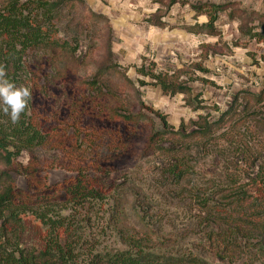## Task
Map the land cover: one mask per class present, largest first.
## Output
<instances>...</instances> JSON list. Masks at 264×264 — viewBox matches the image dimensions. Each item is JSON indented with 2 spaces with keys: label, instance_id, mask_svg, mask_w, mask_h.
Instances as JSON below:
<instances>
[{
  "label": "trees",
  "instance_id": "trees-1",
  "mask_svg": "<svg viewBox=\"0 0 264 264\" xmlns=\"http://www.w3.org/2000/svg\"><path fill=\"white\" fill-rule=\"evenodd\" d=\"M177 1L171 0L170 4ZM191 8L207 15L209 21L185 25L183 28L190 33L219 36L218 14L229 10L228 17L240 21L244 34L264 43V15L258 11L248 13L236 1L194 4ZM158 14L150 15L146 21L167 26ZM247 14L259 16L260 24L253 25L249 16L248 23L252 25L244 28ZM96 19L104 22L108 32L102 43L106 53L91 78L76 86L70 76H75L76 66L82 65L94 49L90 45L89 51H82L80 38L91 37ZM65 21L68 32L61 30V22ZM86 29L89 33L84 32ZM111 29L108 17L89 10L84 0H0V64L6 65L8 78L17 86L32 91L29 107L18 124H12L0 110V264H213L195 253L156 248L165 232L160 235V230L149 227L153 213L138 206L140 192L124 185L109 192L95 185L89 176L90 164L96 168L113 166L118 171L133 160L137 133L103 132L108 122L122 121L133 130V125L148 121L144 112H135L133 107L135 103L144 107L136 84L145 85L146 81L129 78L127 68L114 61ZM216 46L217 43L201 46L200 62L186 67L189 74L207 71L203 62L217 54ZM227 48L231 50L228 45ZM137 70L152 78L164 94H182L187 106L206 110L201 95L194 94L182 77L188 73L184 69L153 73L144 66ZM213 107L219 111L217 119L200 114L188 125L182 122L178 129L160 115L163 128L150 131L147 147L155 144L156 154L167 161L161 173L176 186L190 182L195 163L217 149L225 159L224 173L211 171L207 181L216 186V181L223 178L229 184L198 201L205 219L212 224H232L235 233L264 236V193L254 195L243 190L239 183L245 169L229 160L235 151L244 152L246 164L253 165L255 151L246 141V134L252 133L249 124L259 115L254 107H264V86L258 93L238 91L224 110ZM45 115L58 122L51 132L42 129L41 116ZM221 140L230 150L221 147ZM103 144L108 148L106 156L99 151L93 158L87 154L92 146ZM38 149L59 154L61 160L72 164L76 174L48 182L35 154ZM25 151L29 159L23 164L18 158ZM17 174L25 177L24 187L16 184ZM252 181L264 185V163ZM105 212L109 215L104 219ZM26 216L57 231L41 247L25 245L22 235ZM108 233L120 236L127 246H102L101 239Z\"/></svg>",
  "mask_w": 264,
  "mask_h": 264
},
{
  "label": "rangeland",
  "instance_id": "rangeland-1",
  "mask_svg": "<svg viewBox=\"0 0 264 264\" xmlns=\"http://www.w3.org/2000/svg\"><path fill=\"white\" fill-rule=\"evenodd\" d=\"M171 0H84L89 10L108 17L111 31V46L113 59L122 67H126V74L133 80L143 79L145 85H138V93L144 107L133 105L135 112H144L148 117L146 123L133 125L129 130L122 121L112 120L103 128L106 133H137L133 146L134 154L132 162L124 163L118 171L113 166L96 168L90 164L89 176L95 181V185L103 190L111 192L117 185H124L133 191H139L138 206L153 213L149 227L154 231L164 233L156 243V248L168 252H191L207 259L213 264H264V236L249 232L235 233L232 224H212L205 219V214L198 201L210 197V193L218 188H225L229 184L223 178L216 181V186H211L207 181L210 172H223L225 159L218 153H207L198 163H195V173L190 182H183L179 186L169 183L162 175V169L167 161L160 157L153 149L149 148L148 135L154 129H162L163 115L170 126L178 129L182 122L188 125L190 120L198 115H210V119H217L220 109H226L233 100L234 95L240 90L258 93L264 86V43L249 38L240 30V21L237 18L230 19L228 11L218 14L217 28L219 36L207 34H192L183 27L195 23L209 21L206 15H197L191 5L201 3H225L229 0H178L170 4ZM181 1H186L181 3ZM247 8V12L258 11L264 14V0H239ZM158 12L162 21L167 26L158 27L149 24L146 19ZM89 13V12H88ZM250 14H247L243 22L244 28L259 25L260 19L252 15L253 22L248 23ZM91 19V18H90ZM89 19V23L92 20ZM96 27L93 34L80 38L81 50L91 48L92 54H88L82 65H77L75 76H70L72 83L79 86L81 81L91 78L96 65L102 61L106 48L102 44L107 38L108 32L102 20H93ZM67 21L61 22V30H70L65 27ZM84 32L89 33V29ZM217 43V54L203 62L206 72L196 71L189 74L187 65L200 62L201 46L203 44L214 45ZM237 43V45H236ZM227 45L231 50H228ZM99 46L103 48L98 49ZM88 53V52H87ZM153 73L184 69L188 73L183 74L194 94H200L206 110H195L184 103L182 94L175 96L163 93L160 86L154 84V80L143 76L138 68L144 67ZM125 93V91H124ZM259 115L249 124L252 133L246 134V141L253 151V165L249 167L245 162L244 152L229 155L230 161H235L245 171L241 174L240 187L248 193L262 195L264 185L253 182L259 166L264 163V107H254ZM55 122L50 116H41V125L44 132H51ZM134 131V132H131ZM94 133V132H91ZM102 133V132H100ZM221 147L228 148V144L221 140ZM99 151L101 155L108 154L105 144L94 147L88 151L93 158ZM41 170L48 182H56L76 174L73 166L61 160L59 154L47 149L35 151ZM92 158H89L92 159ZM28 152H23L18 161L28 162ZM91 163V162H90ZM121 169V170H120ZM16 184L20 187L26 185L23 175H15ZM188 190L180 194L181 190ZM191 193H194L191 196ZM208 196V197H207ZM216 201V200H215ZM109 204L105 205L108 208ZM103 214V213H101ZM109 212L104 213V219ZM162 230V232H161ZM55 227H44L31 216L25 218V231L22 241L25 245L41 247L55 232ZM102 246L125 248V242L115 233H108L102 239ZM228 243V245H227ZM232 251H231V250Z\"/></svg>",
  "mask_w": 264,
  "mask_h": 264
},
{
  "label": "clouds",
  "instance_id": "clouds-1",
  "mask_svg": "<svg viewBox=\"0 0 264 264\" xmlns=\"http://www.w3.org/2000/svg\"><path fill=\"white\" fill-rule=\"evenodd\" d=\"M31 98V89L23 85L17 86L8 78L6 65L0 64V110L10 118L12 124L20 122Z\"/></svg>",
  "mask_w": 264,
  "mask_h": 264
},
{
  "label": "crops",
  "instance_id": "crops-1",
  "mask_svg": "<svg viewBox=\"0 0 264 264\" xmlns=\"http://www.w3.org/2000/svg\"><path fill=\"white\" fill-rule=\"evenodd\" d=\"M230 1H236V2H239L242 8L247 9L246 7L243 6L242 2L239 1V0H229L228 2H230ZM192 10H193V9H192ZM193 11H194V10H193ZM194 12H195V11H194ZM195 13H196V12H195ZM196 14H197V13H196ZM260 14L264 15V14L261 13V12H260ZM197 15H205V14H197ZM206 16H207V15H206ZM199 24H204V23H199ZM187 32H188V31H187ZM189 33H190V32H189ZM192 34H193V33H192Z\"/></svg>",
  "mask_w": 264,
  "mask_h": 264
}]
</instances>
